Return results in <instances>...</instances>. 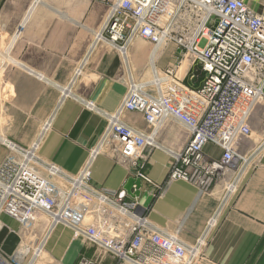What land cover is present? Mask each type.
I'll return each mask as SVG.
<instances>
[{"label":"built area","instance_id":"built-area-1","mask_svg":"<svg viewBox=\"0 0 264 264\" xmlns=\"http://www.w3.org/2000/svg\"><path fill=\"white\" fill-rule=\"evenodd\" d=\"M102 38L123 53L137 39L154 49L172 43L185 53L177 67L153 65L150 81L130 78L118 110L102 112L108 125L77 175L39 156L51 121L31 146L6 139L8 153L0 162V214L29 226L26 238L36 242H26L25 253L32 250L34 256L41 254L53 229L65 224L100 254L81 256L78 264H104L105 255L112 256L114 264H202L224 207L264 152V136L252 142L254 117L264 106V11L256 12L246 0H116L96 41ZM185 58L204 73L199 88L185 84L188 71L178 76ZM81 72L82 67L77 76ZM88 105L97 110L93 102ZM125 111L143 114L151 130L124 122ZM170 123L185 128L188 139L179 149L169 150V181L189 182L200 195L219 188V204L193 242L184 240L179 229L169 231L153 223L147 208L125 188L91 184L93 161L103 153L136 167L138 178L154 183L143 168L152 150L165 149L159 134ZM207 144L219 148L220 155L208 154ZM39 216L46 220L40 235L32 229Z\"/></svg>","mask_w":264,"mask_h":264},{"label":"crops","instance_id":"crops-1","mask_svg":"<svg viewBox=\"0 0 264 264\" xmlns=\"http://www.w3.org/2000/svg\"><path fill=\"white\" fill-rule=\"evenodd\" d=\"M115 1L0 0V90L8 97L5 106L0 102V162L8 153L6 139L31 146L51 121L39 156L64 173L77 175L108 125L102 112L118 110L130 78L140 80L153 72V65L160 69L179 65L183 51L172 43L152 50V44L145 46L137 39L123 53L107 39L96 41ZM246 2L256 12L264 11V0ZM187 71L185 83L199 88L204 80L200 65L182 62L178 76ZM90 101L97 110L89 108ZM2 113L9 116L5 127ZM123 120L139 130H151L140 112L125 111ZM187 134L174 123L162 128L159 141L165 149L152 150L143 168L154 183L142 181L138 200L153 223L169 231L179 229L184 240L193 242L219 204V188L200 195L189 182L169 181V150L183 146ZM205 151L220 155L213 144H207ZM91 170V184L108 190L125 188L130 177L138 178L136 167L105 153L94 159ZM44 223L39 216L32 226L35 234L42 233ZM28 227L0 214V264H78L81 256L100 257L65 224L53 229L40 255L34 256L32 250L26 254V242H36L26 238ZM101 259L104 264L115 262L110 255ZM202 264H264V152L224 207Z\"/></svg>","mask_w":264,"mask_h":264},{"label":"rangeland","instance_id":"rangeland-1","mask_svg":"<svg viewBox=\"0 0 264 264\" xmlns=\"http://www.w3.org/2000/svg\"><path fill=\"white\" fill-rule=\"evenodd\" d=\"M142 44H144L145 46H149V43L147 41H144L142 39H138ZM152 46V50L154 48L153 45H150ZM183 52L185 53V50H183ZM182 59V57H181ZM153 70V69H152ZM153 72H150L149 74L145 75L143 78H141L140 80H135L137 83H141V82H146V81H150L153 79ZM187 85V83H185ZM0 102L2 104V107L3 105L5 106V103L6 101H8V97L6 94H4V92L2 90H0ZM258 112L255 114V117H254V125H253V136H252V142L256 143L258 141L261 140V138L264 136V127H263V124H262V119L264 117V106H259L257 108ZM2 124L3 126H7V122L9 120V116L2 113ZM50 120V119H49ZM46 122V121H45ZM12 141V140H11ZM13 142L16 143L15 140H13Z\"/></svg>","mask_w":264,"mask_h":264},{"label":"water","instance_id":"water-1","mask_svg":"<svg viewBox=\"0 0 264 264\" xmlns=\"http://www.w3.org/2000/svg\"><path fill=\"white\" fill-rule=\"evenodd\" d=\"M135 186V190L133 188ZM141 187H142V180L136 177H130L125 184V189L127 190L128 194L133 198H139L141 195Z\"/></svg>","mask_w":264,"mask_h":264},{"label":"bare ground","instance_id":"bare-ground-1","mask_svg":"<svg viewBox=\"0 0 264 264\" xmlns=\"http://www.w3.org/2000/svg\"><path fill=\"white\" fill-rule=\"evenodd\" d=\"M155 52H156V50H154V52H153V56L155 55ZM187 60H189L188 58H185L182 62H186ZM5 142V141H4Z\"/></svg>","mask_w":264,"mask_h":264}]
</instances>
